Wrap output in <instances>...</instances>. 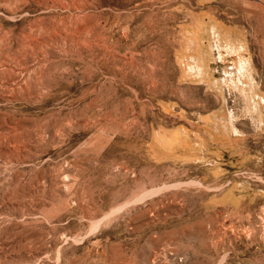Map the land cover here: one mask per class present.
<instances>
[{
    "label": "rangeland",
    "instance_id": "1",
    "mask_svg": "<svg viewBox=\"0 0 264 264\" xmlns=\"http://www.w3.org/2000/svg\"><path fill=\"white\" fill-rule=\"evenodd\" d=\"M210 2L246 56L190 165L150 142L195 0H0V264H264V0Z\"/></svg>",
    "mask_w": 264,
    "mask_h": 264
},
{
    "label": "crops",
    "instance_id": "2",
    "mask_svg": "<svg viewBox=\"0 0 264 264\" xmlns=\"http://www.w3.org/2000/svg\"><path fill=\"white\" fill-rule=\"evenodd\" d=\"M210 1L195 0L194 9L178 28L175 88L180 97L169 98L159 106L164 116L177 123L154 133L150 154L155 164L191 165L207 157V140L228 108L223 95L226 73L221 67L220 71L213 67L217 47L239 43L245 55V35L241 24L217 19ZM194 124L200 125L196 131L192 130Z\"/></svg>",
    "mask_w": 264,
    "mask_h": 264
},
{
    "label": "bare ground",
    "instance_id": "3",
    "mask_svg": "<svg viewBox=\"0 0 264 264\" xmlns=\"http://www.w3.org/2000/svg\"><path fill=\"white\" fill-rule=\"evenodd\" d=\"M191 185H192V184H191ZM182 186H183L182 183H179V184H170V185H163V186L159 187V188H158L157 190H155V191H151V192H148V193L143 194V195L141 196V198H139V199H137V200H134V201L130 202V204L133 203V202H135V201H138V200H140V199H143V198H145V197H149V196L156 195V194H158V193H160V192H162V191H167V190H170V189H176V188H180V187H182ZM128 204H129V203H128ZM120 209H122V208H120ZM115 211H117V210H115ZM115 211H114V212H115ZM104 220H106V219H102V220H100V221H98V222H96V223H93V226H94L93 228H96L97 226H99L100 224H102Z\"/></svg>",
    "mask_w": 264,
    "mask_h": 264
}]
</instances>
